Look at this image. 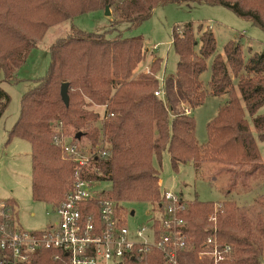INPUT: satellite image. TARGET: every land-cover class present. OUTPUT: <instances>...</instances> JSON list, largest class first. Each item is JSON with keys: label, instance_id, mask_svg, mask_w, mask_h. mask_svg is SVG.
Returning <instances> with one entry per match:
<instances>
[{"label": "trees", "instance_id": "trees-1", "mask_svg": "<svg viewBox=\"0 0 264 264\" xmlns=\"http://www.w3.org/2000/svg\"><path fill=\"white\" fill-rule=\"evenodd\" d=\"M184 3L225 7L264 32V0H0V69L4 80L11 83L17 82V72L51 27L88 13L104 12L107 7L115 16L105 33L75 30L56 41L50 49L46 77L23 97L9 142L21 139L32 147L35 201L57 206L73 188L77 165L63 157L62 146L54 137L62 125L76 129V135H89L94 146L100 133L106 138L110 156L93 162V169L83 170L82 175L99 183H111L106 197L118 205L163 202L155 161L161 166L166 152L176 171L187 164L197 168L204 162L221 165L220 173L232 175L228 195L233 194L238 182L257 175L264 177L257 143L264 141V115L259 114L264 106V52L245 60L241 44L232 41L225 47L223 57L217 54L211 31L199 36L195 25L187 23L173 32L178 56L175 75L164 76L162 85L163 60L158 58L148 72L134 79L135 70L146 61L145 43L142 38H123L118 25L137 28L151 18L156 8ZM211 57L214 61L207 91L201 76ZM66 83L70 86L68 106L61 97ZM157 92L163 95L157 96ZM208 95H228L229 99L208 125V142L200 146L192 113ZM9 104L10 96L0 88V119ZM91 105H106L104 116L109 118L102 131L80 132L88 122L99 118L86 109ZM6 204L17 216V205L10 201ZM192 204L185 217L187 236L196 250L181 253L179 262L214 264L211 257L200 260L198 252L213 235L214 226L207 215L215 204ZM223 206V211L218 212L217 237L233 252L229 260L220 264H264V220L253 221L234 202L226 201ZM55 254L59 255L57 259ZM3 260L4 253L0 252V264ZM28 264H69V260L61 252L42 250ZM124 264L166 263L161 252L153 250L127 258Z\"/></svg>", "mask_w": 264, "mask_h": 264}, {"label": "rangeland", "instance_id": "rangeland-1", "mask_svg": "<svg viewBox=\"0 0 264 264\" xmlns=\"http://www.w3.org/2000/svg\"><path fill=\"white\" fill-rule=\"evenodd\" d=\"M114 17L113 12L110 17H107L105 11H98L78 16L71 21L51 27L43 41L30 52L25 63L17 72L16 83L4 80V73L0 69V88L10 96V104L0 119V203L10 201L17 205V223L25 231L46 230L53 219V215L50 214L52 211L51 204L37 202L33 198L32 147L30 143L21 139H14L9 142V132L21 114L23 97L34 90L39 81L46 77L51 62L50 49L56 41L68 37L75 30L88 34L105 33L112 27ZM187 23L195 25L194 30L199 36L206 31H211L216 39L217 54L223 57H225V47L232 41L241 44L245 60L253 54L264 52V32L261 28L237 17L229 9L194 3L170 4L156 8L151 18L137 28L128 29L127 24H120L117 27L122 32L123 38H142L145 43L146 61L135 70L134 79L141 73L148 72L151 64L158 58L163 60L160 78L175 75L178 56L173 46V32L176 27ZM213 61V57L207 60L208 68L201 76V81L207 91H209V83L212 77ZM232 79L236 85L237 81L234 77ZM228 99V95L219 97L208 95L204 104L193 111L192 115L197 125L196 138L200 146H204L208 142V125L218 116L221 108L225 107ZM86 109L98 114L99 118L88 122L80 132L85 133L92 129L102 131L107 120L104 118L107 106L91 105ZM259 114L264 115V106L260 109ZM248 121L251 123L249 117ZM56 130L54 137L60 145L61 143L69 144L72 140L78 141L84 152L94 146L89 135L82 133L76 135L78 132L76 129L66 128L62 125L60 131L58 128ZM78 135L81 137L77 138ZM98 139L97 145H107V140L101 136V133ZM257 143L264 162V141ZM107 147L109 150V146ZM63 157L72 161L66 155ZM155 164L160 172L163 195L166 192L181 195L185 200L187 210L188 208L191 209L194 201L213 203L215 204L213 212L209 213L207 218L213 216L218 222V212L223 211V203L230 201L234 202L237 208L253 221L264 220L263 175H257L245 182H238L237 187L233 189V194L228 195L232 175L220 173L222 166L217 163L204 162L199 168L194 164L181 165L176 171L172 166L169 154L166 152L161 159V166L157 161ZM88 169L92 170L93 165ZM96 188L99 191H105L107 194L111 191L112 184L100 182L96 184ZM119 205L121 209L122 207L125 209L122 210V213L129 212L130 215L133 211L136 213L135 216L129 215L127 217V224L130 229L142 227L149 223V214L154 215L157 209V203L123 202ZM152 214L150 217L153 216ZM212 224L214 229L217 228V223Z\"/></svg>", "mask_w": 264, "mask_h": 264}, {"label": "built area", "instance_id": "built-area-1", "mask_svg": "<svg viewBox=\"0 0 264 264\" xmlns=\"http://www.w3.org/2000/svg\"><path fill=\"white\" fill-rule=\"evenodd\" d=\"M186 112L190 114L188 108ZM61 145L66 157L77 165L73 188L60 204L52 205L53 219L44 231L21 229L12 208L6 202L0 203L2 264H28L42 250L63 253L69 264H124L127 258L158 250L166 264H180L181 253L196 250L187 236V206L181 195L166 192L155 214L151 213V217L149 214V223L130 229L127 224L130 213H122L120 205L107 199L105 191L97 190L99 182L82 175L93 162L110 156L107 145L99 144L87 152L80 148L78 141ZM208 220L217 223L213 216H208ZM232 252L230 245L219 242L215 227L213 235L201 246L198 258L211 257L214 264H220L229 260ZM55 256L57 259L59 255Z\"/></svg>", "mask_w": 264, "mask_h": 264}, {"label": "water", "instance_id": "water-1", "mask_svg": "<svg viewBox=\"0 0 264 264\" xmlns=\"http://www.w3.org/2000/svg\"><path fill=\"white\" fill-rule=\"evenodd\" d=\"M105 15H106L107 17H110V16L112 15V12H111V10H110L109 7L106 8V10H105ZM69 88H70V86H69L68 83L63 84V85H62V88H61V97H62L63 102H64L67 106L70 104ZM80 137H81V135H78V136H77V138H80ZM134 213H135V212L133 211L131 215L133 216Z\"/></svg>", "mask_w": 264, "mask_h": 264}]
</instances>
